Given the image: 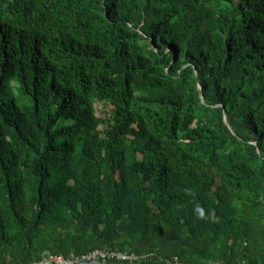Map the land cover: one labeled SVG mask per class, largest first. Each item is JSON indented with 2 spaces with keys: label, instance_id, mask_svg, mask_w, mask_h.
<instances>
[{
  "label": "trees",
  "instance_id": "trees-1",
  "mask_svg": "<svg viewBox=\"0 0 264 264\" xmlns=\"http://www.w3.org/2000/svg\"><path fill=\"white\" fill-rule=\"evenodd\" d=\"M95 250L264 264V0H0V264Z\"/></svg>",
  "mask_w": 264,
  "mask_h": 264
},
{
  "label": "built area",
  "instance_id": "built-area-1",
  "mask_svg": "<svg viewBox=\"0 0 264 264\" xmlns=\"http://www.w3.org/2000/svg\"><path fill=\"white\" fill-rule=\"evenodd\" d=\"M108 259H116L120 262L122 261L133 262V261H136L138 258L134 255H126V254H121V253L104 252V251L95 250L84 256H81L80 258H77L74 261H65L60 256L46 255L43 258V260L38 264H75V263L88 262V261L105 263V261Z\"/></svg>",
  "mask_w": 264,
  "mask_h": 264
},
{
  "label": "rangeland",
  "instance_id": "rangeland-1",
  "mask_svg": "<svg viewBox=\"0 0 264 264\" xmlns=\"http://www.w3.org/2000/svg\"><path fill=\"white\" fill-rule=\"evenodd\" d=\"M3 100L6 102L13 100L19 107H26L31 105L28 97H23L19 94L16 83L11 81V79H8L6 82Z\"/></svg>",
  "mask_w": 264,
  "mask_h": 264
},
{
  "label": "water",
  "instance_id": "water-1",
  "mask_svg": "<svg viewBox=\"0 0 264 264\" xmlns=\"http://www.w3.org/2000/svg\"><path fill=\"white\" fill-rule=\"evenodd\" d=\"M75 264H107V263L88 261V262H81V263H75Z\"/></svg>",
  "mask_w": 264,
  "mask_h": 264
}]
</instances>
